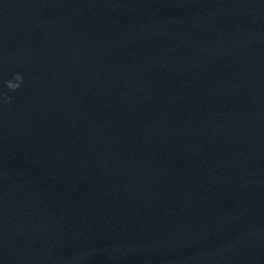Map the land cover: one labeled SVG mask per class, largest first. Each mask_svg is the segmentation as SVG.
Segmentation results:
<instances>
[{
  "label": "water",
  "instance_id": "water-1",
  "mask_svg": "<svg viewBox=\"0 0 264 264\" xmlns=\"http://www.w3.org/2000/svg\"><path fill=\"white\" fill-rule=\"evenodd\" d=\"M0 264H264V0H0Z\"/></svg>",
  "mask_w": 264,
  "mask_h": 264
}]
</instances>
